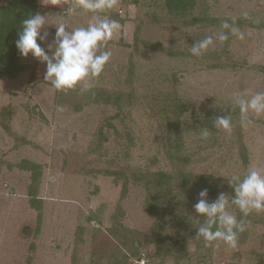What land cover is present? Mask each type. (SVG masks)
<instances>
[{
  "label": "rangeland",
  "instance_id": "1",
  "mask_svg": "<svg viewBox=\"0 0 264 264\" xmlns=\"http://www.w3.org/2000/svg\"><path fill=\"white\" fill-rule=\"evenodd\" d=\"M9 1L0 0V6ZM38 1V13L47 15L49 23L66 21L73 28L87 26L92 15L77 10L69 17L65 13L67 5L45 6ZM199 2L202 10L230 18L231 25L245 33L244 40L231 34L228 60L218 67H211L212 58L206 57L209 51L221 49L218 40L201 57L192 55L190 49L195 42L214 36L221 27L184 26L167 13L165 0H120L116 9L102 14L119 21L122 31L102 49L110 50L112 56L91 83L107 91H121V106L64 100L62 92L44 79L46 62L41 63L31 53L22 57L28 68L14 77L0 76V114L9 109L8 122L13 131L7 133L0 125V264H90L94 253L110 245L109 228L120 223L141 236L143 242L158 231L174 238L176 225L156 223L157 215L144 209L147 194L143 184L129 181L122 199V182L115 184L113 177L101 173L89 175L85 169L125 168L128 174L137 171V175L142 170L173 171L177 164L169 154L166 139L177 103L185 105L178 129L183 155L189 157L186 169L211 174L223 183L226 177L242 176L250 167L264 169V115L253 116L252 124L241 121L238 138L234 126L229 134L198 122L208 111H226L233 105L234 95L250 98L264 92V27L249 23L264 22V0ZM245 11L250 13L249 19L243 17ZM44 30L50 33L47 41L37 42L51 54L56 26L48 24ZM148 42L161 48L149 47ZM58 106L64 111H58ZM205 128L211 133L207 140L200 136ZM100 130L105 139L99 137ZM238 139L244 141L248 151L246 164L238 151ZM23 159L43 166L40 221L27 194L31 172L17 166ZM119 202L123 214L115 223L112 215ZM169 208L173 211L175 204ZM190 215L195 219L190 220L197 223L194 207ZM247 225L246 238L239 240L237 250L222 241L214 242L219 246L212 247L210 257L199 264H264V225ZM93 228L99 230L95 236ZM139 249L138 255L129 257L128 264H175L171 257L161 260L152 255L151 244ZM198 249L195 243H189L185 264H198ZM28 256L32 258L29 263Z\"/></svg>",
  "mask_w": 264,
  "mask_h": 264
},
{
  "label": "trees",
  "instance_id": "2",
  "mask_svg": "<svg viewBox=\"0 0 264 264\" xmlns=\"http://www.w3.org/2000/svg\"><path fill=\"white\" fill-rule=\"evenodd\" d=\"M165 8L167 13L171 15L173 20H178L184 26H197L200 24H207L209 26L221 27L222 21H227L231 25V19L226 17H216L209 12L202 10L199 0H165ZM41 4L38 0H10L6 5L0 6V76L14 77L22 70L28 68V65L22 62V55L20 54L16 41L19 38V33L22 31V21L35 15L39 12ZM200 7V8H199ZM117 17V16H116ZM255 20H251L252 26L264 27V22L256 23ZM228 33V40L220 45L221 49L216 51H209L206 57L212 58L210 63L211 67L221 66L222 63H226L229 57L227 50L228 43L231 38L230 30H223ZM138 37V36H137ZM149 47L160 49L161 47L153 42H148ZM168 53H173L172 50H168ZM226 56L223 60L222 56ZM236 64L234 63V66ZM78 88V89H77ZM75 90H71L68 93L62 92L63 99H72L75 104H90V103H107L116 106H121V99L124 94L121 91H107L102 87H92L87 93L81 94L80 88L77 86ZM177 103V102H176ZM77 106V105H75ZM79 109V107H76ZM185 108L184 104H176L172 111L171 124L168 128V138L166 139V145L169 149V154L173 161L177 164L173 171L157 170L154 172L142 170L141 174L137 175V171L132 174H128L125 168L110 169H85V172L89 175L95 173H101L105 176L113 177L114 183L119 184L122 182L121 198H125L128 192L129 181L136 185H141L146 188V198L143 205L144 209L154 215H157L158 221L156 223H165L177 226V233L174 238L163 234L162 231L152 233L143 242L142 237H138L132 230L127 227H122L120 223L118 227L111 226L108 233L112 235L110 237V245L102 246L94 256L90 259V264H128L129 257H135L138 255L139 247L142 245L151 244L153 246V253L157 258L165 260L169 257L173 258L175 264H185V259L188 250L189 243H195L199 249L195 254L198 264L203 260L206 261L210 257L212 247H205L203 238H197V227L201 225L205 217L198 214L197 223H194L191 218V213L194 205L199 200V188L208 189V201L214 202L220 193L227 192L229 200L235 195L234 189L229 185L228 178L223 182H218L217 178L211 174L202 173L196 174L189 169H186V165L189 163V157L183 155V141L180 140L181 134L179 133L180 116L182 115V109ZM169 112V110H167ZM240 113L239 108L234 105L228 106L226 111L221 114L215 113V111H208L205 114V119L199 120L201 126H207L211 130H217L214 121L217 116L227 115L232 119V125L236 127L237 138L241 131V119L238 116ZM9 109H3L0 114V125L7 133L13 134L9 125ZM173 122V125H172ZM175 126V129L172 127ZM209 129V131H210ZM99 137L105 139L102 131L99 132ZM202 139V138H201ZM241 139V138H240ZM238 139L239 145L238 151L241 155L242 162L247 163L248 151L243 140ZM205 140V139H203ZM165 145V146H166ZM102 143L99 142L100 148ZM98 152V151H96ZM173 153H177L173 156ZM23 170L30 171V183L28 185L27 194L29 196V203L32 208L38 211V221L41 219L40 210L43 205V200L39 197V186L41 182L43 166L35 161L23 159L17 164ZM1 167V163H0ZM244 171L243 175L246 173ZM243 175L241 177H243ZM122 180V181H120ZM193 189V190H192ZM185 194L184 197L182 194ZM182 196V197H181ZM175 204L173 211H170L172 205ZM188 204V205H187ZM183 207L184 210L183 211ZM229 209L237 216L238 219H245L246 222L259 223L264 225V213H252L251 215L244 217L243 214L234 205H230ZM167 211L169 213L165 214ZM177 211V212H176ZM120 215L123 214L121 203L116 206V211L112 215V220L118 223ZM164 215L166 219L161 216ZM90 219V218H88ZM192 219V220H190ZM195 224L193 227L191 224ZM38 224V227L39 228ZM196 226V227H195ZM115 228V229H114ZM93 234L99 230L93 228ZM126 234H122L125 232ZM98 234V233H97ZM247 235V231L239 235V240L244 241ZM95 236V234H94ZM32 245V246H31ZM30 247L34 248V244ZM111 247V248H110ZM109 257V259H108ZM105 258L108 259L107 262ZM31 256H28L27 262H31Z\"/></svg>",
  "mask_w": 264,
  "mask_h": 264
},
{
  "label": "clouds",
  "instance_id": "3",
  "mask_svg": "<svg viewBox=\"0 0 264 264\" xmlns=\"http://www.w3.org/2000/svg\"><path fill=\"white\" fill-rule=\"evenodd\" d=\"M43 5L64 7L65 13L71 17L77 10L92 15L87 21V26L71 27L66 21L49 23L47 15L36 13L22 21V31L16 41V46L23 57L29 53L41 63L46 62L44 79L50 81L55 90L68 93L80 86V93L84 94L93 87L91 81L98 78L110 61L112 52L106 49L110 41L122 31L119 21L105 18L102 14L116 9L120 0H41ZM245 19L250 18V13H242ZM254 22L259 23V20ZM56 26L53 44L54 51L49 54L40 41L46 42L50 33L45 31V25ZM68 29V30H66ZM221 31L214 36H207L197 41L190 49L192 55L203 56L210 47L215 46V41L221 44L228 40V33L238 39L244 40L245 33L238 27L222 21ZM52 44L49 45V49ZM232 103L239 108L240 119L248 124L253 123V116L264 115V92H257L250 98L243 95H234ZM58 111H64L58 106ZM214 125L226 133L233 130L230 116H217ZM211 135L205 128L200 133L202 139L207 140ZM228 178L229 185L234 189L235 195L229 200L228 195L220 193L214 202H209L208 189L199 193V200L194 205L196 213L205 217L204 222L197 227V238H203L205 247H218L214 242L222 241L233 250L238 249L239 235L247 230L245 219H238L229 211V206L234 205L244 217L252 213H264V169L250 167L243 177L232 175ZM196 227V226H195Z\"/></svg>",
  "mask_w": 264,
  "mask_h": 264
}]
</instances>
